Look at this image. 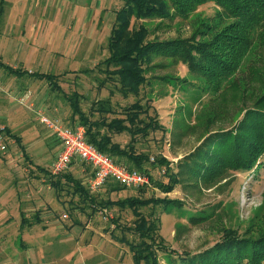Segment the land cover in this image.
<instances>
[{
    "label": "trees",
    "instance_id": "1",
    "mask_svg": "<svg viewBox=\"0 0 264 264\" xmlns=\"http://www.w3.org/2000/svg\"><path fill=\"white\" fill-rule=\"evenodd\" d=\"M209 2L217 6L215 14L197 19L188 37L150 38L155 26L147 23L149 20L159 18L157 27L158 23L177 16L191 19L198 6ZM114 12L107 39L108 55L93 68L62 73L30 72L0 59V69L14 77L22 91L35 80L48 83L49 92L66 106L62 110L55 102L54 113L48 110L49 115H60L71 128L83 126L88 142L126 168L147 174L152 186L132 188L134 194L114 199L112 194L128 188L113 179L106 181L103 191L92 192L86 182L68 171L55 175L50 167H39L46 175L45 183L57 197L64 191L78 197L69 201L82 211L87 207L92 211L115 206L131 209L135 219L130 224L120 216L113 219L111 236L127 245L134 264H162L159 253L165 256L166 264H264V203L255 213L261 224H255L254 231L228 228L204 251L179 253L161 233L162 213L176 209L191 223L206 220L212 213L193 210L181 200L155 196L152 192L156 188L169 193L182 182L207 187L223 180L227 171L246 173L264 167V0H122V6ZM3 14L4 0H1L0 27ZM156 57L186 65L190 76H148L156 67L169 65L154 62ZM69 73L75 78L82 73L97 79L92 99L78 88V81L73 82L75 87L68 80L64 84ZM154 82L178 85L182 90L193 86L211 94L214 102H219L227 92L232 93L236 104H241L236 124L226 131L207 133L191 153L174 163L152 147L156 132L167 131L151 96L142 93L143 86ZM106 86L112 88L108 96L98 97ZM116 92L123 98L135 96V100L121 105L112 99ZM213 108L215 111L207 117L208 124L221 117L222 108ZM0 132L13 137L28 158L22 136L12 134L6 126ZM123 133L129 135L124 144L114 138ZM40 215L39 210L31 218L22 212L19 228L41 224ZM75 223L81 224L78 220ZM20 245L26 247L23 241Z\"/></svg>",
    "mask_w": 264,
    "mask_h": 264
},
{
    "label": "rangeland",
    "instance_id": "2",
    "mask_svg": "<svg viewBox=\"0 0 264 264\" xmlns=\"http://www.w3.org/2000/svg\"><path fill=\"white\" fill-rule=\"evenodd\" d=\"M121 6L122 0H4L0 27V59L9 66L23 67L30 72L62 73L93 68L108 55L107 39L114 20V11ZM216 10L217 6L209 2L198 6L191 19H181L177 16L171 21L158 23L157 27L159 18L149 20L147 23L155 26L150 38L188 37L197 19L211 17ZM154 60L169 65L156 67L148 76H190L188 68L182 63H172L163 57H156ZM95 74L101 78L99 72L96 71ZM92 76L80 73V76L75 78L73 73H69L67 78H64V84L66 85L68 80L70 85L75 87L73 82L78 81V88L89 94L92 99L97 84V79ZM26 86L25 92L30 93L28 103L33 101L52 113L55 102L60 104L61 109L66 108L59 98L55 99L49 92L48 83L35 80ZM16 89L18 84L14 77L11 78L6 71L0 69V126L10 123L22 136L27 153L31 156L21 157L20 147L4 134L6 151L11 153V157L8 162L0 164V200H27L23 205L24 209L31 207L30 200H42L44 203H50V208H44L42 205V211L52 214L44 221L49 227L45 236L33 232V228H42V224H37L27 229L24 237L23 232L15 236L21 215L19 211L15 214L11 211V234L0 238V250L6 247L0 253V263L134 264L127 245L111 236L113 219L120 216L127 224L135 219L131 209L115 206L92 211V208L87 207L82 211L69 201L78 200V197L66 194L65 191L57 197L54 191L47 187V183L43 182L46 175L39 167H47L54 161L58 143L53 141V133L35 118L28 104L15 100ZM110 89L112 88L106 86L98 97L108 96ZM142 93L151 96L159 120L167 128L165 133L162 130L156 132L152 147L174 163L191 153L207 133L231 129L236 124L237 110L241 105L236 104L230 92L221 96L219 102H214L211 94L193 86L182 90L178 85L173 87L163 82L143 86ZM112 99L125 105L134 101L135 96L123 98L116 92ZM217 106L222 108L221 117L208 124L207 117L215 111L213 107ZM60 107L58 106V109ZM61 109L58 112H61ZM11 116L13 121L10 120ZM58 117L62 120L60 115ZM114 138L124 144L129 140V135L123 133L114 135ZM151 186L152 183L148 187ZM103 188L99 191H103ZM152 192L155 196L181 200L193 210L212 213L208 219L199 223H191L176 209L161 215V233L167 244L179 253H198L211 247L228 228H237L243 232L248 229L252 232L255 230V224H261L255 213L264 203V167L246 173L227 171L223 180L207 187L182 182L169 193H162L156 188H153ZM134 193V189L128 188L112 194V198L118 199ZM37 207L26 212L30 215L34 210L37 211ZM77 220L81 224H76ZM66 231L70 234L67 235ZM131 237L130 234L129 238ZM38 239L41 240L38 242ZM21 241L24 244L26 242L25 248L21 247ZM41 241L42 248L34 249L33 245L37 242L39 245ZM42 257L47 260L46 263H43ZM159 259L162 264H166L162 253H159Z\"/></svg>",
    "mask_w": 264,
    "mask_h": 264
},
{
    "label": "built area",
    "instance_id": "3",
    "mask_svg": "<svg viewBox=\"0 0 264 264\" xmlns=\"http://www.w3.org/2000/svg\"><path fill=\"white\" fill-rule=\"evenodd\" d=\"M15 97L18 103L28 104V107L33 110L35 118L45 125L61 143L62 148L50 166L52 174L58 175L66 171L76 156L93 170L92 176L86 181L92 192L99 191L108 179H113L127 188L144 187L151 184L147 174L126 168L88 142L83 126L76 128L66 126L60 118L49 115L45 109L33 101L28 103L29 92ZM6 149L5 136L0 132V150L5 152Z\"/></svg>",
    "mask_w": 264,
    "mask_h": 264
},
{
    "label": "crops",
    "instance_id": "4",
    "mask_svg": "<svg viewBox=\"0 0 264 264\" xmlns=\"http://www.w3.org/2000/svg\"><path fill=\"white\" fill-rule=\"evenodd\" d=\"M16 83H17V80H16ZM16 91V94L17 95H20V94H22V93H24L25 92V90H19V89H16L15 90ZM15 96V95H14ZM16 100V99H15ZM10 120L11 121H13V119H12V116L10 117ZM12 124H13V122H12ZM4 126H6V127H8L10 130H11V133L12 134H14V133H16V134H18L14 129H13V127L10 125V123L9 124H5V125H1L0 126V128H2V127H4ZM5 134V133H4ZM19 135V134H18ZM6 136H8L7 138H10V139H12V142L13 143H16V145L18 146V144H17V142L15 141V139L13 138V137H11L10 135H8V134H6ZM21 136V135H20ZM55 136V135H54ZM53 141H56V143H58V149H57V154L60 152V150H61V148H62V146H61V143H60V141L56 138V136L53 138ZM22 143L24 144V140H23V138H22ZM24 146L26 147V145L24 144ZM47 146H49V145H47ZM19 147V146H18ZM20 150V149H19ZM25 151H26V153H27V150L25 149ZM16 152V151H15ZM14 152V153H15ZM20 152H21V157H25V154H24V152H22L21 150H20ZM14 153H12V154H14ZM18 153H19V151H18ZM28 154V153H27ZM20 155V154H19ZM29 155V154H28ZM30 156V155H29ZM11 157V153L9 152V151H5V152H2L1 150H0V164H2V162H4V163H6V162H8L9 160V158ZM31 157V156H30ZM34 163V165H36L37 166V164L35 163V162H33ZM40 165H42V164H40ZM40 165H38V167L40 166ZM50 165H51V163H50ZM50 165H48L49 167H50ZM47 166V167H48ZM41 167V166H40ZM66 171H68L69 173H71L75 178H79V179H82L83 180V182H86L87 180H88V178L90 177V176H92V174H93V170H92V168L88 165V164H86L84 161H82V160H80V158H78V157H74L73 158V160H72V162H71V164H70V166H69V168L66 170ZM4 175V174H3ZM2 175V176H3ZM0 177H1V175H0ZM43 182H46V179H44V181ZM47 187H49L50 189H52L53 190V188L50 186V185H48L47 184ZM54 191V190H53ZM55 193V192H54ZM56 194V193H55ZM27 200H0V238L2 239V238H4L5 236L7 237V236H9L11 233H10V230H9V223L11 222V220H12V215L10 214V212L11 211H13L12 213H16L17 211H19L20 212V215L22 214V212H26V210H31L32 211V209H36L35 207L36 206H38L37 208V211L39 210V212H40V216H41V219L43 220L42 221V225H41V227L43 228V230H42V228L41 229H39V228H33L34 230H33V232H35V234L36 233H38V234H40L39 236H42V235H46L45 233H47L48 232V230H49V227L46 225V223H44V221H46L45 219H46V217H48V216H50L52 213H49V211H45V213L42 211V209H44V208H50V203L48 204V203H44V202H42V200H30V203H31V207H28V208H26V209H24L23 208V205L25 204V202H26ZM11 204H13L12 206H11ZM42 205H44V208H43V206ZM15 208H16V211H15ZM50 210V209H49ZM36 213V210H34L33 212H32V214H30L29 215V213H27L26 212V215L29 217V218H31L32 217V215L33 214H35ZM20 225V224H19ZM35 225H37V224H35ZM35 225H32L31 227H26V228H24V229H20V228H18L17 230H18V232L16 231L15 232V236H18V233H21V232H23V234H22V236H24V237H26V233H27V229H31L32 227H34ZM43 225H45V227H43ZM29 232H31V230L29 231ZM67 232V235L68 234H70L69 233V231H66ZM65 232V233H66ZM20 235V234H19ZM41 239H38V242L40 241ZM2 241V240H1ZM38 242L37 243H35L34 245H33V248L34 249H36V248H39V249H41L42 248V241H41V243L38 245ZM43 243H45V241H43ZM25 244H26V242H25ZM28 245V244H27ZM30 245V244H29ZM44 245V244H43ZM6 248V247H5ZM5 248L3 247L2 248V250H0V253L1 252H3L4 250H5ZM8 249H9V247H8ZM36 252V251H35ZM43 258V257H42ZM43 263H46V261L47 260H45V258H43ZM0 264H3V263H0Z\"/></svg>",
    "mask_w": 264,
    "mask_h": 264
}]
</instances>
